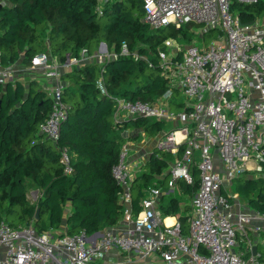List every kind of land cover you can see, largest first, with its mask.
Masks as SVG:
<instances>
[{"label": "built area", "instance_id": "built-area-1", "mask_svg": "<svg viewBox=\"0 0 264 264\" xmlns=\"http://www.w3.org/2000/svg\"><path fill=\"white\" fill-rule=\"evenodd\" d=\"M107 1L97 0L98 9ZM257 1L142 0L143 20L151 28H179L193 23L202 25V35L208 29L220 32L219 40L207 47L186 46L170 37L162 41L156 54L169 86L155 102L114 98L115 121L145 117L168 123L169 130L159 133L154 148L174 158L165 172L144 188L140 209L133 213L135 162L129 159L125 141L111 168L112 177L121 187L124 229L106 227L99 238L92 239L95 235L84 230L54 235L38 232L32 224L12 226L1 219L0 264H102V256L110 250L133 256L132 264H264L257 252L252 254L251 241L246 240L248 226L259 213L244 211L238 194L228 188L238 176H253L252 171L264 175V17L241 23L230 10L232 2ZM119 55L138 57L125 43ZM116 56L99 43L91 57L82 48L78 57L67 56L64 63L54 62L45 52L31 59V67H40L46 77L57 80L50 94V112L39 125L42 134L56 141L66 118L60 69L91 58L101 63ZM13 78L12 65H3L0 60V83ZM174 90L184 100L176 98ZM172 103L179 106L173 108ZM182 145L183 152L177 157ZM60 159L64 173L70 175V155L65 148ZM248 161L254 166H246ZM195 174L199 186L189 198L188 231L184 233L175 215L163 214L160 198L164 191L173 193L179 179L192 184ZM160 178H165L170 189L160 186ZM169 217L173 221L166 223ZM237 237L246 241L243 252L235 250Z\"/></svg>", "mask_w": 264, "mask_h": 264}, {"label": "trees", "instance_id": "trees-1", "mask_svg": "<svg viewBox=\"0 0 264 264\" xmlns=\"http://www.w3.org/2000/svg\"><path fill=\"white\" fill-rule=\"evenodd\" d=\"M3 1L0 4L3 65L18 60L30 65L31 59L43 52L64 63L67 56L78 57L82 48L91 57L93 47L99 43L117 56L101 63L95 58L87 59L61 73L60 79L66 81L60 93L66 118L60 124L56 141L39 131L52 104L42 84L35 78L27 83H0V220L12 226L32 224L38 232L49 231L54 235L75 234L80 230L88 235L100 232L123 217L121 187L111 174L121 145L135 138L136 130L155 134L165 127V122L145 117L115 121L114 98L155 102L169 86L161 75L156 54L168 37L166 31L173 30V35L180 33V41L184 43L192 33H187L183 26L199 24L151 28L143 20L142 0H110L99 9L97 0ZM235 7H240L236 14L241 23L264 16V0L232 2L230 10ZM123 43L138 57L119 55ZM174 94L179 93L174 90ZM128 128L134 129L135 135L123 136V130ZM63 148L70 155V175L63 171L60 159ZM183 148L179 147L177 157ZM161 152L157 155V149L152 150L132 182L133 213L140 209L144 188L162 175L174 158L169 152ZM232 181L239 199L264 215V175L238 176ZM163 183L165 178H160V186ZM27 185L40 192L35 203L27 198ZM177 186L190 198L199 186V179L196 174L192 184L179 179ZM164 197L165 194L160 198L163 214L175 215L184 232L188 199L181 205L176 196H170L168 202H164ZM62 223L66 226L64 231L60 230ZM260 257L264 259L262 254Z\"/></svg>", "mask_w": 264, "mask_h": 264}, {"label": "rangeland", "instance_id": "rangeland-1", "mask_svg": "<svg viewBox=\"0 0 264 264\" xmlns=\"http://www.w3.org/2000/svg\"><path fill=\"white\" fill-rule=\"evenodd\" d=\"M239 10H240V7H235L234 11H232V14H235V13L239 12ZM263 17H261V18H263ZM183 28H184L185 31H187V33H190V35L192 33L190 39L186 38L183 41L184 42L183 45H186V46L194 44V45H197L198 47L199 46L207 47L211 42L218 41L219 38H220V32L217 29H213V30H209L208 29L209 31L207 30L202 35L203 27H201L199 25H194V26H191V27L187 26V25H184ZM172 31H170V30L166 31L168 37L173 38V39L175 38V39L181 40L180 39V36H181L180 33L176 34V35H173ZM194 31H197V32L195 33ZM97 46H99V45H97ZM92 52L93 53L96 52V48L95 47H93V51ZM11 82H14V81L11 80ZM46 91L48 92V94H51L48 91V89ZM176 98H178L180 101L184 100V97L181 94H178L176 96ZM175 110H177V109H175ZM168 130H169V124L168 123H165L164 129L158 131L155 134H153V133L144 134L143 132H141V130H136V131H138V133L135 135V130L134 129L128 128L126 130H123L122 135L125 136V137H127L129 135L130 136L131 135L132 136L135 135V136H133L135 138H131V139L129 138L127 140L128 141L127 145H128V147L130 149V151H129V159H131V161L135 162V165L132 164V171L134 172L135 176H136V174L141 172V170L143 168L141 165L145 161V160L144 161H142V160L145 158L146 154L151 152V150L153 149V145H154V142L156 140V137L159 135V133L161 134V133L167 132ZM143 148H147V151L145 152ZM160 154H162V152L160 150H157V155H160ZM246 166L253 167L254 163L252 161H248L246 163ZM251 173H252L253 176H257L256 172L252 171ZM159 184H160V181H159ZM163 184H164L163 185L164 189H167V190L170 189V188L167 187L166 183H163ZM234 184H235L234 181H231V183L228 186L229 191L234 192L233 191L234 190L233 189ZM173 189H174V192L173 193H169V195H167L166 191H164V193H165L164 202H168L169 197L172 196V195L176 196V198L179 200L181 205H183L185 202H187V199H188V202H189V197L184 195L181 192V190H180V188L178 186L174 187ZM39 194H40V192H39L38 189H36L35 187H33L31 185H27L26 195H27V198L29 199V201L35 203L36 200H37V197L39 196ZM241 208H242V206H241ZM187 231H188V223H186V225H185L184 233H187ZM241 238L237 237V247H239V246L241 247L242 244L245 241L244 239H241ZM246 240L251 241V243L253 245H255L257 242H259L260 246L258 247V251L257 252H258L259 255L262 254L264 256V234L259 236V241H256L257 239L253 235V233H250L248 231Z\"/></svg>", "mask_w": 264, "mask_h": 264}, {"label": "crops", "instance_id": "crops-1", "mask_svg": "<svg viewBox=\"0 0 264 264\" xmlns=\"http://www.w3.org/2000/svg\"><path fill=\"white\" fill-rule=\"evenodd\" d=\"M56 59H54V62H59V61H55ZM13 70H14V79L13 81H20L22 83H27L30 79H37L39 81V83L42 84V87L51 93V91L53 90V88L55 87L57 80L53 77H46L44 72L45 70L40 68V67H31L30 65H25L23 64L20 60L16 61L15 63L12 64ZM71 67H67V68H61V72H64L65 70L70 69ZM61 83L65 84L66 81L60 79L59 80ZM50 96V94H48ZM155 143V142H154ZM144 151H147V148H143ZM153 149H154V145H153ZM152 149V150H153ZM151 150V152H152ZM147 153L145 158L143 159L146 160L149 157V154L151 153ZM131 160V159H130ZM255 177V176H254ZM240 200V199H239ZM31 202V201H30ZM33 203V202H32ZM240 205L242 206L243 210L251 213V214H256L257 212L255 210H253L252 208H250L249 206H247L244 202H242L240 200ZM168 219H172V218H166V220ZM166 223H168L166 221ZM251 225V226H250ZM248 226V231L250 233H253V235L256 237V241H259V236L264 234V215L258 214V216L255 217V219L251 222ZM117 228L119 229H124L125 228V223L124 221L120 220L116 225ZM65 223H62V225L60 226V230L64 231L65 230ZM99 234L94 233V237H92V239L99 238V236L101 235V231L98 232ZM241 238V237H240ZM243 239V238H241ZM245 240V239H244ZM252 244V243H251ZM245 246H246V241H244V243L242 244V246L240 247H236V251H240L243 252L245 251ZM256 246V252L258 251V247L260 246V243L257 242L255 245L252 244V247ZM258 253V252H257ZM134 257L133 256H129L125 253H122L120 251L117 250H110L108 251L106 254H104L102 256V259L100 260L102 264H132ZM264 261V259H262Z\"/></svg>", "mask_w": 264, "mask_h": 264}, {"label": "water", "instance_id": "water-1", "mask_svg": "<svg viewBox=\"0 0 264 264\" xmlns=\"http://www.w3.org/2000/svg\"><path fill=\"white\" fill-rule=\"evenodd\" d=\"M104 47V46H103ZM38 215V211H36V216ZM96 234H99L98 232H96ZM252 254L255 255L256 254V246L252 247Z\"/></svg>", "mask_w": 264, "mask_h": 264}, {"label": "bare ground", "instance_id": "bare-ground-1", "mask_svg": "<svg viewBox=\"0 0 264 264\" xmlns=\"http://www.w3.org/2000/svg\"><path fill=\"white\" fill-rule=\"evenodd\" d=\"M168 223H171L173 221V219H168L166 220Z\"/></svg>", "mask_w": 264, "mask_h": 264}]
</instances>
